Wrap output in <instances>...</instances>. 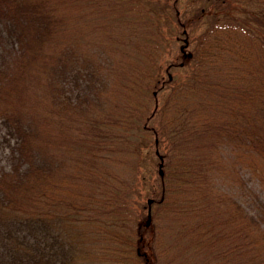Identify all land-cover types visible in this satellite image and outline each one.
Masks as SVG:
<instances>
[{"label":"trees","instance_id":"trees-1","mask_svg":"<svg viewBox=\"0 0 264 264\" xmlns=\"http://www.w3.org/2000/svg\"><path fill=\"white\" fill-rule=\"evenodd\" d=\"M208 1L213 2V9H202L195 17L207 16L208 27L195 51L185 54L179 64L193 60V72L174 86L179 94L199 91L200 96H177L187 112L182 120L193 127L187 137L176 133L164 140L161 128L143 129L155 134L158 158L165 167L163 174L159 172L161 189L152 195V205L183 214V226L190 236L198 243H213L218 256L236 249L238 255H234L238 259L242 254L241 260L232 264H264V0ZM78 2L0 0V125L9 145L7 164L0 170V264H75L76 253L82 259L86 256L79 252L75 239L79 228L86 222L110 227L113 220L119 226L112 227L116 262L151 264L143 248L146 219L132 223L131 218L140 162L129 167L134 178L122 179L112 173L113 156L120 155L123 147L131 157L142 151L135 135L125 134L134 123L131 111L101 121L106 127L118 128V133L100 124L102 128L90 140L95 147L91 146L89 155L108 161L100 167H79L81 144L76 139L82 141V136L73 135L79 127L72 117L78 114L83 124L87 122L97 102L91 93L101 91L103 80L95 78L83 44L74 40L80 33H72L71 8ZM160 16L152 21L155 29H159ZM146 36L142 44L146 48L140 50H144L142 60L160 68V34L147 31ZM132 76L157 83L152 73ZM140 114L143 117L144 112ZM198 141L200 152L202 147L205 152L195 150L198 154L189 160L187 153ZM198 161L200 170L194 172L193 164L199 165ZM205 168L211 172L205 173ZM213 170L220 189L215 190L213 183L207 186L208 179L203 177ZM138 177L144 178V173L140 171ZM229 179L246 190L249 203L256 206L254 211L225 187ZM185 186L199 189L198 195L179 198L177 193L184 192ZM188 218L193 225L186 223ZM206 221L219 229L227 225V234L212 233L217 227L213 225L208 232L195 231ZM224 261L229 264L227 258Z\"/></svg>","mask_w":264,"mask_h":264},{"label":"rangeland","instance_id":"rangeland-1","mask_svg":"<svg viewBox=\"0 0 264 264\" xmlns=\"http://www.w3.org/2000/svg\"><path fill=\"white\" fill-rule=\"evenodd\" d=\"M80 1L77 6L71 8L72 33L74 30H76L75 34L80 33L74 40L83 44V50L86 58H88L87 63H90L88 64L89 67L95 70V78H100L103 81L100 88L101 91L96 95L91 93L92 96H97V102L92 105L93 107H91L89 112L91 116L88 117L87 122L83 124L80 120L84 118L78 114L72 117L76 127H79V133H73V135L82 136V141L76 139L81 144V146H78V153L81 152V164L79 167L86 169L92 166L100 167L102 162L104 164L108 161L107 158L95 159L89 155L91 146L95 147V143H91L90 140L102 127L118 133V128L106 127L108 125L105 123L101 124V121L104 122L105 119H112V117L117 118L120 114L131 111L133 114L131 121L134 123L126 130L125 134L129 136L135 135L134 139L141 144L142 151L137 157H131L129 149L121 144L124 148L123 152L117 157L113 156V160L116 161L112 163L110 160L109 162L113 164L112 173L122 179L123 177L130 178V176L134 178L129 167L131 164L133 167L137 161L140 162L138 167L142 174L144 173V178L138 177L140 171L137 170L133 184L134 193L131 197V218L132 223H134L140 218L146 219L147 200L150 197L153 198L154 196L152 195L161 189L159 180L161 160L158 158L157 146L154 143L156 137L154 133L150 134V132L143 131V129L156 130L155 128L157 127L161 128L160 134L164 140V136L166 138L168 136L173 137L176 133L181 135L185 133L187 137L190 127H193L191 122H184L187 112L186 110L184 111L185 107L182 98L178 100L177 96H200L199 91L191 92L187 95L179 94L178 91L180 90L174 89V86L178 79L193 72V69H191L194 63L193 60H190L184 66L179 64L185 54L195 51L200 37L208 27L207 16L204 19L195 17L201 13L202 9H213V2L208 0H163L166 4H159L158 0ZM155 16H160L157 22L159 29H155L152 26ZM147 31L160 34L157 40L159 44L158 55L160 54L158 62H160L159 65L161 67L157 69L153 68L150 63L144 64L141 57L144 50H140L146 48L142 44L146 41ZM137 65L140 70L136 69ZM169 65L172 66L166 69ZM205 67L206 64H204L203 68ZM196 69L197 66L194 65V70ZM147 72L154 75L153 79L156 80V84L153 81L149 82L147 78L134 80L135 77L132 76L135 73L142 74ZM169 77L174 79L173 83H169ZM184 79L186 77L180 79V81ZM144 82L147 83V86ZM170 96L173 97L169 102ZM168 102L170 105L165 108L164 105H167ZM153 111H155V114L151 117L150 115ZM140 112H144L143 117ZM174 124H177V126ZM72 132L75 131L73 130ZM141 136H144V139H141ZM6 137V130L0 125V170L7 164L9 145L6 144ZM117 139L119 140L120 138ZM187 146H190V144ZM163 147L164 144L163 146L161 144V150L164 154ZM167 147L171 146L167 145ZM192 147H190L191 151L187 153L189 154V160L194 159L193 153L198 154L195 150L200 154L205 152L204 147H202L204 149L201 148L200 152L198 148L201 147L199 141ZM198 160H200L199 157ZM198 162L199 165L193 164L192 170L194 172H196V169L200 170V161ZM163 169L165 170L164 166ZM204 172L210 173L211 170L206 169ZM216 174L217 171L214 170L210 176L203 174V177L206 180L208 179L207 186L213 183L215 190L220 189L215 183L218 180ZM92 185L91 183L90 188ZM225 187H230L231 190L228 189L229 192L235 194V197L243 202L245 207L254 211L256 206L251 202L249 203V198L245 194L246 190L243 192L238 182L229 179ZM187 188L185 186L184 192L177 193L179 198L189 200L198 195L199 189L196 190L194 186ZM170 210L171 208H168V206L163 207L153 203L151 222L153 224L143 230L145 236V246L143 248L149 256L151 264H225V258H227L229 264H232L238 259L241 260L242 254H239L238 259L235 256L238 255L235 251L236 249L229 251L225 249L226 252L224 251L223 254L220 253L218 256L217 248L213 243H198V239L191 237L187 228L183 226V214L176 215L169 212ZM186 217L189 216L186 215ZM206 222L196 226L195 231L200 233L203 231L208 232L205 230L209 229L211 225H213L212 228L217 226L211 221ZM87 223L89 222L84 223L83 227L79 228L80 232L75 236L78 242V249L80 248L79 252L86 256L82 259L81 255L76 253L75 264H120L116 262V257L114 256L117 243L113 240L115 231L112 230V227L119 228L116 221H111L110 227H102L97 222ZM186 223L193 225V221L189 218ZM227 231V225L221 229L217 226L212 230V233L217 232L220 235H226ZM215 244L220 246L217 242ZM89 251L93 252V254H90ZM127 261H130V259Z\"/></svg>","mask_w":264,"mask_h":264},{"label":"water","instance_id":"water-1","mask_svg":"<svg viewBox=\"0 0 264 264\" xmlns=\"http://www.w3.org/2000/svg\"><path fill=\"white\" fill-rule=\"evenodd\" d=\"M162 165L163 163L160 164V173L163 174L164 171L162 169ZM154 201L153 198H148L147 202H148V214H147V218H146V225H150L152 222V202Z\"/></svg>","mask_w":264,"mask_h":264}]
</instances>
